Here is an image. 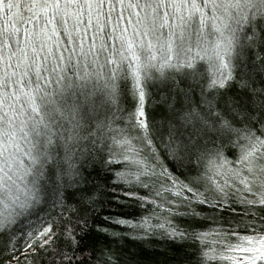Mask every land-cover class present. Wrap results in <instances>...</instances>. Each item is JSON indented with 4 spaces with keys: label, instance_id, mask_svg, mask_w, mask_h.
<instances>
[{
    "label": "snow or ice",
    "instance_id": "obj_1",
    "mask_svg": "<svg viewBox=\"0 0 264 264\" xmlns=\"http://www.w3.org/2000/svg\"><path fill=\"white\" fill-rule=\"evenodd\" d=\"M124 235L264 264V0H0V264Z\"/></svg>",
    "mask_w": 264,
    "mask_h": 264
},
{
    "label": "trees",
    "instance_id": "obj_2",
    "mask_svg": "<svg viewBox=\"0 0 264 264\" xmlns=\"http://www.w3.org/2000/svg\"><path fill=\"white\" fill-rule=\"evenodd\" d=\"M101 177H104V173L101 172ZM101 183H104V179H101ZM110 187V185H109ZM106 199V192L99 191L97 193L98 204L97 207L100 208V214L96 215L92 223L93 225L99 224L101 227L114 228L115 231L121 233H127L128 229L124 226H115L111 223H106L103 220V216L107 215L106 209L101 207V204ZM119 214V213H117ZM135 215H140L138 209L134 210ZM104 239L110 240L111 237H103ZM168 243L162 240L158 236L146 237L144 239H137L132 236L124 235L116 241L117 249L119 252L123 253L127 258L131 256L134 260L140 262V264H159L165 257V244ZM175 242H171L174 245Z\"/></svg>",
    "mask_w": 264,
    "mask_h": 264
}]
</instances>
